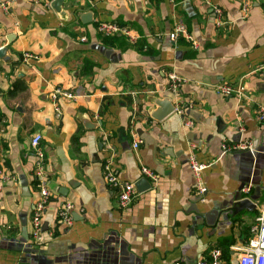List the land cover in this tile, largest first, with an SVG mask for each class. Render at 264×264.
I'll list each match as a JSON object with an SVG mask.
<instances>
[{
    "label": "crops",
    "instance_id": "obj_1",
    "mask_svg": "<svg viewBox=\"0 0 264 264\" xmlns=\"http://www.w3.org/2000/svg\"><path fill=\"white\" fill-rule=\"evenodd\" d=\"M6 1L0 174L9 178L0 185V264H197L214 248L234 264L264 212V77L254 71L264 64V0H64L60 11L53 0ZM99 21L124 25L134 38L103 36ZM179 22L196 47L169 37ZM24 52L37 58L24 61ZM171 71L185 79L176 94L167 90ZM218 84L240 92L223 95ZM56 89L79 96L53 99ZM165 96L174 111L155 120L153 101ZM36 132L50 195L42 239L32 244L22 231L29 235L39 197ZM246 141L250 147L223 150ZM191 153L206 165L203 194ZM107 161L123 181L144 177L143 166L156 181L146 177L150 188H136L121 209L103 176ZM242 198L254 209L233 211ZM66 202L69 225L57 217ZM222 241L226 253L214 247Z\"/></svg>",
    "mask_w": 264,
    "mask_h": 264
},
{
    "label": "built area",
    "instance_id": "obj_2",
    "mask_svg": "<svg viewBox=\"0 0 264 264\" xmlns=\"http://www.w3.org/2000/svg\"><path fill=\"white\" fill-rule=\"evenodd\" d=\"M8 1L0 0V6L7 7ZM243 12L246 10V6L242 8ZM214 13L217 17L221 16V9L215 8ZM244 17V14L243 16ZM97 31L103 36H112L117 34L126 35L130 38H134L131 34V30L124 25H120L116 22H105L99 21L96 25ZM179 36H183L186 39H190L193 46L197 44L193 41L190 33L185 29L184 25L179 22L174 24L172 31L169 33V37L172 40L177 39ZM29 58H37L35 55L29 52H24L22 54V59L27 61ZM254 71L264 77V64L258 65ZM185 82V79L178 75L177 73L171 71L168 73V91L176 94L179 91L181 85ZM217 92L230 96L231 94H236L240 92L238 89L234 88L230 84H218L215 86ZM59 95H63L66 98H75L79 96V92H70L56 89L51 97L56 99ZM176 111L180 114L183 113L182 107H176ZM259 120L264 121V106H258ZM186 126H191V121L185 122ZM41 134L36 132L30 138V148L34 155V178L37 180V187L39 192V197L33 204L31 220H30V233L29 242L32 244H37L42 239V216L45 210L46 203L49 200V190L47 186V181L45 177L46 170V157L45 153L41 147ZM139 141L133 142V147L136 148ZM224 151H229L238 148L250 147L249 142L239 143L233 146L222 145ZM189 166L196 180V192L198 194H203L206 191L202 180V171L206 167L205 164L197 161L194 153L189 156ZM141 172L144 177H147L151 181H156V176L146 167H141ZM103 176L109 187L114 189L117 194V203L119 208H127L135 199L137 195V190L135 187V182L123 181L121 180L116 172L114 171L111 163L109 161L103 164ZM8 176L0 174V185L4 180H8ZM12 180V178H11ZM246 191V188L244 189ZM72 208L73 205L66 202L58 210L57 217L59 221L67 225L72 222ZM251 236L247 240L246 244L239 249V254L235 258L234 264H264V212H261L257 217L256 224L251 229ZM173 264H183L181 262H175ZM197 264H228L223 261L222 253L218 248L211 250L210 256L207 259H200Z\"/></svg>",
    "mask_w": 264,
    "mask_h": 264
},
{
    "label": "water",
    "instance_id": "obj_3",
    "mask_svg": "<svg viewBox=\"0 0 264 264\" xmlns=\"http://www.w3.org/2000/svg\"><path fill=\"white\" fill-rule=\"evenodd\" d=\"M63 1L64 0H53L51 2V5L52 7H54V9H56L57 11H60V6L62 5ZM83 18L85 20L90 21V13L84 14ZM8 40H10V37L8 38ZM5 56H6V48L5 47L0 48V58H5ZM153 102L156 105V109L151 114V116L155 120H160L174 111L175 106L171 100V97L165 96L162 98H155ZM150 186H151V183L146 177H140L137 181H135V187L137 188L139 192L150 188ZM255 205H256L255 202L251 201L250 199L242 198L236 201L234 205H232L231 209L233 211H239L240 209H243V208L254 209ZM22 235L25 239L29 238L26 228L23 229Z\"/></svg>",
    "mask_w": 264,
    "mask_h": 264
},
{
    "label": "trees",
    "instance_id": "obj_4",
    "mask_svg": "<svg viewBox=\"0 0 264 264\" xmlns=\"http://www.w3.org/2000/svg\"><path fill=\"white\" fill-rule=\"evenodd\" d=\"M223 243H224V242L222 241L221 243L214 245V247H219V248L221 247L220 249L223 250V253H226V252H225L226 250L224 249L225 245H222ZM222 248H223V249H222Z\"/></svg>",
    "mask_w": 264,
    "mask_h": 264
}]
</instances>
